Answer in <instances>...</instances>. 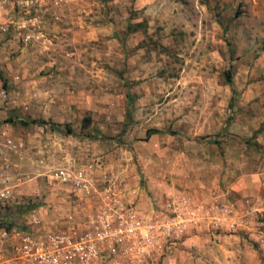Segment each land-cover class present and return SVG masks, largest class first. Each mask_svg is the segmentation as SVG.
<instances>
[{"label":"rangeland","instance_id":"rangeland-1","mask_svg":"<svg viewBox=\"0 0 264 264\" xmlns=\"http://www.w3.org/2000/svg\"><path fill=\"white\" fill-rule=\"evenodd\" d=\"M48 1L40 42L0 36V187L15 195L0 217L112 234L176 219L179 237L95 262L264 264V0Z\"/></svg>","mask_w":264,"mask_h":264},{"label":"built area","instance_id":"built-area-1","mask_svg":"<svg viewBox=\"0 0 264 264\" xmlns=\"http://www.w3.org/2000/svg\"><path fill=\"white\" fill-rule=\"evenodd\" d=\"M62 0H54L59 5ZM48 0H0V36H15L23 44L37 43L42 40V31L39 27V14L48 6ZM5 93L0 86V102ZM1 176V174H0ZM54 179L60 183L69 182L74 189L88 191V180L80 174L70 176L63 171L54 173ZM15 195L7 187H0V204L11 205ZM71 220V218H68ZM62 229L34 233L27 228L17 226L16 220H6L0 217V264H92L103 251H107V258L115 252L113 245L133 241L140 253L153 238L156 230L157 237H172L175 239L182 233L176 219L156 224H149L147 220H134L130 223L120 221L119 228L112 234L108 224L102 223L98 228L95 222L88 220L76 221ZM104 243L108 244L107 250Z\"/></svg>","mask_w":264,"mask_h":264},{"label":"trees","instance_id":"trees-1","mask_svg":"<svg viewBox=\"0 0 264 264\" xmlns=\"http://www.w3.org/2000/svg\"><path fill=\"white\" fill-rule=\"evenodd\" d=\"M140 25H142V24H139V23L138 24H130V23H128L127 26H126V31L130 32V33L135 32L136 31V27H140ZM224 75H225L226 83L231 85V74H230V72L226 71ZM231 91H232V94H233L234 90L232 89ZM82 123H83L82 127L87 126V124L89 123V118L88 117L83 118L82 119ZM20 124L21 125H26V122H20ZM38 125L39 126H43V127L44 126H48L50 128V130H55V131H58V132H60L62 134H65V135H70L71 134V129H70V127L68 125H64L62 129H58L53 124H47V123L42 122V121L39 122ZM157 132L158 131L154 130V129L146 130L145 131V136L149 137L150 135L156 134ZM215 143H217V142H214V144Z\"/></svg>","mask_w":264,"mask_h":264},{"label":"crops","instance_id":"crops-1","mask_svg":"<svg viewBox=\"0 0 264 264\" xmlns=\"http://www.w3.org/2000/svg\"><path fill=\"white\" fill-rule=\"evenodd\" d=\"M202 237H200V235H194V234H187L185 237H183L182 239H180V241H182L181 243L184 244V247H191V245H193V243L195 241H197L198 239H201ZM100 261V260H99ZM101 262V261H100ZM104 263L103 264H110V262L108 261H103ZM92 264H101V263H98V262H93Z\"/></svg>","mask_w":264,"mask_h":264}]
</instances>
